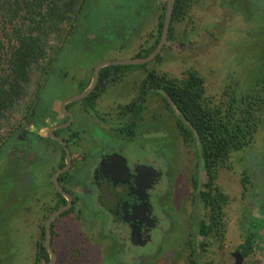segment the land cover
<instances>
[{
	"label": "flooded vegetation",
	"instance_id": "obj_1",
	"mask_svg": "<svg viewBox=\"0 0 264 264\" xmlns=\"http://www.w3.org/2000/svg\"><path fill=\"white\" fill-rule=\"evenodd\" d=\"M101 1L91 0L85 7L47 71L29 116L9 131L0 148L5 223H11L13 235L19 232L17 223L33 231L32 237L33 227L38 232L34 251L25 253L21 262H49L46 222L67 206L51 223L55 264H222L224 215L231 203L222 215L219 190L213 189L208 199L204 196L208 175L204 165L200 185V134L164 89L180 81L188 86L194 72L203 80L200 103L205 104L206 97L217 101L221 94H208L205 72L188 64L186 52L194 51L196 43L190 33L195 37L197 28L207 24L204 12L213 8L206 38L221 34L218 26L230 25L235 12L237 22L246 25L244 34L264 36V0H193L176 35L171 34L172 15L167 42L155 59L106 66L87 96L69 102L91 86L95 69L104 62L89 67L83 64L88 55L65 48L80 29L93 28L90 12ZM168 2L127 0L115 6L107 1L106 7L115 11L112 28L106 32L101 27L99 33L138 37L143 31L135 58L146 57L144 51L161 40ZM244 10L252 13L244 18ZM173 58L180 60V69L167 68ZM175 99L180 102L179 96ZM184 101L189 103L188 94ZM231 167L225 171L232 174L233 163ZM238 252H229L232 264Z\"/></svg>",
	"mask_w": 264,
	"mask_h": 264
},
{
	"label": "trees",
	"instance_id": "obj_2",
	"mask_svg": "<svg viewBox=\"0 0 264 264\" xmlns=\"http://www.w3.org/2000/svg\"><path fill=\"white\" fill-rule=\"evenodd\" d=\"M91 0H0V148L9 131L23 125L38 97L44 77L58 51L64 47ZM193 0H177L173 13L171 34L178 33L187 4ZM193 38L190 33L189 39ZM186 42V39L184 40ZM144 51L148 56L158 44ZM143 57V56H139ZM174 81H176L174 79ZM164 90L175 101L178 109L188 114L202 140L205 167L208 175L206 199L213 189L219 191L222 215L229 204V196L217 185L221 170L231 169L232 155L251 148L259 131L264 129V87L251 88L228 85L217 101L203 96V80L192 72L189 83ZM239 84H237L238 87ZM188 94L189 103L184 101ZM179 96L180 102L175 97ZM204 105V106H203ZM204 109V115L202 110ZM244 194L253 187L249 175L241 178ZM259 232H248L237 250L243 264H262L258 258L264 249L259 246ZM226 239L225 226L221 241Z\"/></svg>",
	"mask_w": 264,
	"mask_h": 264
},
{
	"label": "rangeland",
	"instance_id": "obj_3",
	"mask_svg": "<svg viewBox=\"0 0 264 264\" xmlns=\"http://www.w3.org/2000/svg\"><path fill=\"white\" fill-rule=\"evenodd\" d=\"M115 6H121L127 0H102L90 12V20L93 28L83 27L73 38L72 44L65 48L73 49L74 52L86 54L87 60L84 65L91 67L100 61L125 60L135 58L143 31L136 36L115 37L113 34L99 33L102 27L109 31L112 28V13L106 7V2ZM112 9V8H111ZM114 10V9H113ZM121 8L118 10L120 11ZM199 7L196 8V13ZM203 13V12H202ZM249 11H243V17L250 15ZM214 15V9H206L204 26L197 28L194 32L193 40L196 42L194 51L188 54V64L200 68L205 72L208 94L219 96L228 85L237 88H251L257 84L258 88L264 87V36L244 34L246 25L239 24L237 13L231 16L230 25L228 22L220 23L218 26L221 34L210 38L204 35L210 30V18ZM105 20V22H103ZM239 24V25H238ZM236 25L240 32L236 29ZM145 28L144 31H148ZM102 32V31H100ZM200 35V36H198ZM180 59V58H179ZM180 60L173 58L167 63V68L180 69ZM134 66H129L132 68ZM237 84L238 87H237ZM234 171L232 174L221 170L218 182L229 196L230 205L226 209L224 222L227 225L226 247L221 251V263L232 264L234 259L229 252L234 251L242 244L248 232H259L261 238L258 239L259 246L264 249V129L262 128L256 136L255 144L244 151L235 152L232 155ZM246 173L250 177L253 187H249L244 194L241 182L242 175ZM49 177V176H48ZM6 191L0 193V199L6 197ZM8 215L6 205L0 204V264H23L21 259L28 251H34L32 247L35 241L37 228L34 229V237L29 229L22 223H17L19 232H11V223L6 224ZM15 238V239H14ZM13 240V243L11 241ZM15 247L14 250L11 249ZM31 248V249H30ZM15 251V258L11 257V252ZM17 250V252H16ZM258 258L264 264V250L259 252ZM10 259V260H9ZM4 261V262H3ZM9 261V262H8ZM7 262V263H6Z\"/></svg>",
	"mask_w": 264,
	"mask_h": 264
},
{
	"label": "water",
	"instance_id": "obj_4",
	"mask_svg": "<svg viewBox=\"0 0 264 264\" xmlns=\"http://www.w3.org/2000/svg\"><path fill=\"white\" fill-rule=\"evenodd\" d=\"M175 2H176V0H169V2H168V8H167L166 16H165L163 34H162L160 42L158 43V45L156 46V48L154 49V51L152 53H150L146 57H139V58L125 59V60H113V61H104V62H102L95 69L94 78H93V81L91 83V86L85 92H83L82 94H80V95L72 98L71 100H69V102L75 101V100H77L79 98L87 96L93 90V88L95 87V85H96V83L98 81L99 72H100V70L102 68H104L106 66H116V65H141V64L149 63L150 61L155 59L162 52V50H163V48H164V46H165V44L167 42V37H168V33L170 31V26H171V21H172V15H173V9H174ZM54 137L56 139H58L56 136H54ZM197 138H198L197 142H198V147H199L200 169H201L200 185H202L203 180H204V175H205V173H204L205 161H204V156H203V145H202V142H201V140H200L198 135H197ZM58 140H60V139H58ZM68 165H70V155H68ZM57 177H58V173L55 175L54 179H55V184L59 187V183H58ZM66 209H67V206L61 207L55 213H53L52 216L46 222V235H45V238H46V249L50 253V260H49V262L47 264H55L56 263V254H55V252H54V250L52 249V246H51V223H52L53 220L56 219L57 216H59ZM234 257L236 259V263L235 264H243L244 263L245 259H244L243 255L241 253H239V252L235 253Z\"/></svg>",
	"mask_w": 264,
	"mask_h": 264
}]
</instances>
